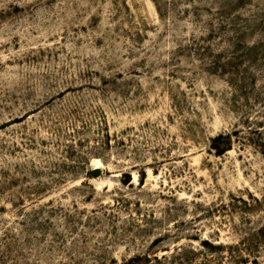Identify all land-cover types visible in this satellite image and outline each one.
<instances>
[{
	"label": "rangeland",
	"instance_id": "374dc122",
	"mask_svg": "<svg viewBox=\"0 0 264 264\" xmlns=\"http://www.w3.org/2000/svg\"><path fill=\"white\" fill-rule=\"evenodd\" d=\"M0 264H264V0H0Z\"/></svg>",
	"mask_w": 264,
	"mask_h": 264
}]
</instances>
